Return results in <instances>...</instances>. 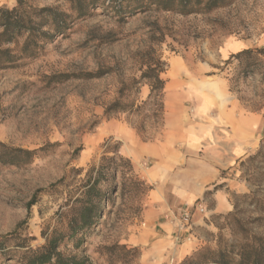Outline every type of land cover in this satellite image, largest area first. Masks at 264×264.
Masks as SVG:
<instances>
[{
  "label": "rangeland",
  "instance_id": "obj_1",
  "mask_svg": "<svg viewBox=\"0 0 264 264\" xmlns=\"http://www.w3.org/2000/svg\"><path fill=\"white\" fill-rule=\"evenodd\" d=\"M27 2L69 17L64 32L38 42L36 56L0 70V143L43 149L27 164L0 161V264H21L22 253L44 246L54 231L64 235L63 256L87 264H182L190 258L206 264L220 253L238 260L246 244L258 247L264 238V0H234L188 16L133 6L118 13L100 4L77 16L71 0ZM15 5L0 0V8ZM237 43L248 52L229 51ZM152 70L165 82L163 113L156 117L154 101L148 102ZM217 96L230 97L262 123L244 157L219 173L226 182L216 188L226 207L208 214L214 202L211 190L205 193L206 216L193 228L195 250L153 261L143 217L150 191L152 202L172 205L191 190L188 163L196 156L187 149V133L199 121L197 108ZM116 101L133 110L147 104L139 112L106 115ZM159 142L169 145L161 161L145 149ZM119 156L130 161L131 172ZM110 164L98 185L94 224L69 238L63 215L100 166Z\"/></svg>",
  "mask_w": 264,
  "mask_h": 264
},
{
  "label": "trees",
  "instance_id": "obj_2",
  "mask_svg": "<svg viewBox=\"0 0 264 264\" xmlns=\"http://www.w3.org/2000/svg\"><path fill=\"white\" fill-rule=\"evenodd\" d=\"M234 0H71L72 9L81 16L87 13L88 7L96 4L105 5L116 12L124 11L125 8L133 6V10L159 11L163 13H174L182 16L206 15L227 6ZM16 5L9 9L0 8V70L14 67L21 58L36 56L42 47L39 41L50 40L54 34L62 33L68 26V15L53 8H34L28 4L27 0H15ZM248 52L247 50L241 53ZM239 53V54H241ZM148 79L152 81L148 102L154 101L155 117L162 115V103L160 97L164 89L165 82L160 79L156 70H152V76ZM135 110L129 104L121 101L112 103L105 111L106 115L118 113L139 112L143 106ZM133 110V111H132ZM40 149L39 151H42ZM39 151L10 148L0 143V161L2 163L18 166L31 162ZM105 160V158L103 159ZM112 160V159H106ZM122 163V168L132 171L130 161L122 156L118 157ZM110 165L105 169L103 166L95 172L96 177L89 179V183L83 187L80 195L74 200L72 207L66 212L62 219H65L68 237L73 238L76 234L86 230L94 224L98 216L97 207L101 199L98 191L100 178L103 171H109ZM116 167H118L116 165ZM94 172V169H91ZM143 185L142 182H137ZM30 205V204H29ZM64 235L54 231L46 237V244L38 249H28L22 253L21 264H87L86 260H79L76 257H64L59 251V244ZM239 259H226L220 253L218 258L206 264H264V238L259 240L258 247L253 245H243L240 247ZM182 264H197L195 258H190Z\"/></svg>",
  "mask_w": 264,
  "mask_h": 264
},
{
  "label": "crops",
  "instance_id": "obj_3",
  "mask_svg": "<svg viewBox=\"0 0 264 264\" xmlns=\"http://www.w3.org/2000/svg\"><path fill=\"white\" fill-rule=\"evenodd\" d=\"M229 48V51L238 53L242 45L237 43ZM231 102L232 99L228 96H217L214 101L208 100L197 108L199 121L195 122L194 130L191 129L186 138L188 151L196 156L188 163L192 171L189 173L193 184L191 190L177 199L175 204L169 205L158 200L152 202L150 189V199L143 217L148 224L144 239L150 242L149 253H152L153 261L161 259L165 262L168 259L184 258L195 250L198 238L194 229L201 225L206 216L205 212L204 215L201 214L197 207H203L206 202L205 193L211 190L214 202L208 214L226 207L225 194L216 188L226 182L220 178L219 173L244 157L252 144L251 138L262 123L259 116L241 111L230 104ZM168 148L169 145L159 142L149 144L145 149L151 159L153 154L154 159L157 160L158 156L161 161ZM160 165L167 168L165 165L168 164ZM149 181L152 182V170ZM183 209L191 210L192 221L189 230L192 234L181 232L179 213ZM190 237H193V241Z\"/></svg>",
  "mask_w": 264,
  "mask_h": 264
},
{
  "label": "built area",
  "instance_id": "obj_4",
  "mask_svg": "<svg viewBox=\"0 0 264 264\" xmlns=\"http://www.w3.org/2000/svg\"><path fill=\"white\" fill-rule=\"evenodd\" d=\"M197 210L200 213H203V208L201 206H198ZM179 215H180L179 217L180 218V229L182 231L189 229L191 226V221H192L191 210L183 209L182 211H180Z\"/></svg>",
  "mask_w": 264,
  "mask_h": 264
}]
</instances>
